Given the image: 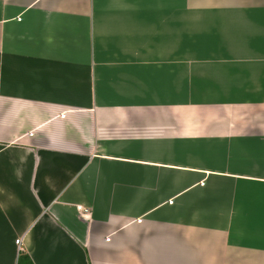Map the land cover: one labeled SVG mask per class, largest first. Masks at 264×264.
Instances as JSON below:
<instances>
[{
  "label": "crops",
  "instance_id": "crops-1",
  "mask_svg": "<svg viewBox=\"0 0 264 264\" xmlns=\"http://www.w3.org/2000/svg\"><path fill=\"white\" fill-rule=\"evenodd\" d=\"M23 253L264 264V0H0V264Z\"/></svg>",
  "mask_w": 264,
  "mask_h": 264
},
{
  "label": "trees",
  "instance_id": "trees-1",
  "mask_svg": "<svg viewBox=\"0 0 264 264\" xmlns=\"http://www.w3.org/2000/svg\"><path fill=\"white\" fill-rule=\"evenodd\" d=\"M18 264H33L30 257L27 254H21L19 256Z\"/></svg>",
  "mask_w": 264,
  "mask_h": 264
},
{
  "label": "built area",
  "instance_id": "built-area-1",
  "mask_svg": "<svg viewBox=\"0 0 264 264\" xmlns=\"http://www.w3.org/2000/svg\"><path fill=\"white\" fill-rule=\"evenodd\" d=\"M17 244L19 245V248H21V242H20V240L17 241Z\"/></svg>",
  "mask_w": 264,
  "mask_h": 264
}]
</instances>
